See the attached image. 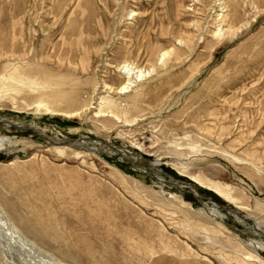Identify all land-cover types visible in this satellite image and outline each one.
Masks as SVG:
<instances>
[{
  "label": "rangeland",
  "instance_id": "374dc122",
  "mask_svg": "<svg viewBox=\"0 0 264 264\" xmlns=\"http://www.w3.org/2000/svg\"><path fill=\"white\" fill-rule=\"evenodd\" d=\"M0 118L205 197L0 121V264H264V0H0Z\"/></svg>",
  "mask_w": 264,
  "mask_h": 264
},
{
  "label": "water",
  "instance_id": "95a60500",
  "mask_svg": "<svg viewBox=\"0 0 264 264\" xmlns=\"http://www.w3.org/2000/svg\"><path fill=\"white\" fill-rule=\"evenodd\" d=\"M1 123H6L7 125H11V126H16V127H20V128H24V129H29L30 131H32L33 133L37 134L39 137H42L44 138L45 140H47L48 142H50L51 144L53 145H66V146H69V147H73V148H81V147H88L87 144L88 143H94L96 141H98V143H102V144H105L107 142V140H97V139H93L89 136H86V135H82V136H78V137H68V136H65V137H62V138H56L52 135H46V134H43L41 132H39L38 129L34 128V127H31L30 125H17L15 123H13L12 121L8 120V119H5L3 118V120H0ZM82 140H85V143L84 144H79L78 142L82 141ZM90 149H96L95 147H89ZM122 149V152L118 155H120L125 161L129 162L132 166L134 167H138L140 169H143L144 171H146L148 173V175L152 178H154L155 180L161 182V183H164L166 185H170V186H174L176 187L177 189H179L180 191L182 192H188L190 193L193 197H195L196 199H198L199 201L203 203V199L205 197H203L202 195L198 194L197 192H195V190L193 189L192 186L190 185H186V184H181L178 182V180L176 179H172V178H164V177H159V175H156L147 165H144L142 163H140L138 160L136 161H132L131 157L128 156L129 151H127L126 149L120 147ZM125 153H128V154H125ZM217 205L223 209H226L227 211L233 213L235 216L238 217V219H241V220H245L246 218H243L241 217L238 212L233 209V208H229V207H225L224 205L222 204H219L217 203ZM203 209L206 210V207L203 205ZM254 230H256L258 233L264 235V230H261L257 227H253ZM237 232L238 233H243L242 230H238L237 229Z\"/></svg>",
  "mask_w": 264,
  "mask_h": 264
},
{
  "label": "bare ground",
  "instance_id": "6f19581e",
  "mask_svg": "<svg viewBox=\"0 0 264 264\" xmlns=\"http://www.w3.org/2000/svg\"><path fill=\"white\" fill-rule=\"evenodd\" d=\"M124 68H125V70L127 71V73H130L129 72V67H127L126 65H124ZM141 74V70H138L137 71V74L135 75V76H139ZM127 87V85L126 84H122L120 87H119V89L120 90H124L125 88ZM0 120H3V119H1L0 118ZM37 129V128H36ZM39 130V129H38ZM39 132H41L40 130H39ZM42 133V132H41ZM44 134V133H43ZM79 144H84L85 143V140H82V141H80V142H78ZM89 144V143H88ZM87 144V145H88ZM93 145H94V147L95 146H99V147H103L104 149H106L107 151H110V152H115V153H118V154H120L121 152H122V149L119 147V146H115V145H113V144H111V143H108V142H106L105 144H102V143H98V141H96V142H94V143H92ZM96 148V147H95ZM97 149V148H96ZM125 154H127V153H125ZM129 157H131V159H132V161H136L137 160V158H136V156L135 155H132V154H130V155H128ZM135 156V157H134ZM137 162V161H136ZM159 177H161V176H159ZM196 192V191H195ZM213 202V201H212ZM203 203H204V201H203ZM233 214V213H232ZM234 215V214H233ZM235 216V215H234ZM238 219V218H237ZM238 220H241V219H238ZM256 227V226H255ZM258 228V227H257ZM256 231V230H255ZM246 240H248V238H246ZM264 243V242H263ZM262 243V245H264Z\"/></svg>",
  "mask_w": 264,
  "mask_h": 264
}]
</instances>
